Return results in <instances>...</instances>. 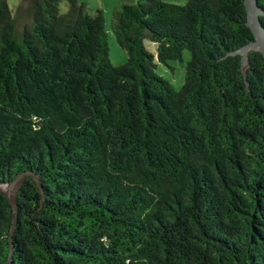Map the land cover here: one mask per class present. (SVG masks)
Returning a JSON list of instances; mask_svg holds the SVG:
<instances>
[{"label": "trees", "instance_id": "trees-1", "mask_svg": "<svg viewBox=\"0 0 264 264\" xmlns=\"http://www.w3.org/2000/svg\"><path fill=\"white\" fill-rule=\"evenodd\" d=\"M247 21L244 0L123 4L116 66L101 10L0 0V264L15 210L10 264H264V57L234 54ZM185 50L176 91L156 69Z\"/></svg>", "mask_w": 264, "mask_h": 264}, {"label": "rangeland", "instance_id": "rangeland-1", "mask_svg": "<svg viewBox=\"0 0 264 264\" xmlns=\"http://www.w3.org/2000/svg\"><path fill=\"white\" fill-rule=\"evenodd\" d=\"M85 3L88 12L95 15L98 10L103 12L106 22V30L108 32L109 46H110V59L114 65H122L127 62L128 54L118 43L117 38L112 30V21L115 8L123 4H136L138 0H79ZM165 2L184 5L187 0H163ZM8 5L14 14L16 7L19 5L20 0H7ZM61 9L65 12L68 9L67 3H62ZM20 33H22V26H20ZM147 48L154 54L157 52V45L146 40ZM191 59V53L188 50L184 51L183 61H169L167 65L158 64L156 69L157 73L168 80L176 91L181 90L185 83V75L187 64ZM18 187V184L2 186V190L12 197Z\"/></svg>", "mask_w": 264, "mask_h": 264}, {"label": "water", "instance_id": "water-1", "mask_svg": "<svg viewBox=\"0 0 264 264\" xmlns=\"http://www.w3.org/2000/svg\"><path fill=\"white\" fill-rule=\"evenodd\" d=\"M244 3L246 6L247 16H248L247 25L251 28L252 32L254 33L255 40L249 43L248 45L244 46L238 52L234 53L242 56L243 67H245L248 64V60H249L248 54L251 51H258L264 57V26L260 19L262 16H264V10H262V8L259 7L257 0H244ZM7 197L10 199L8 195ZM16 220H17V211L15 210L14 226L12 228L11 236H10L11 253L7 264H10L14 255V243H13L12 235L15 230Z\"/></svg>", "mask_w": 264, "mask_h": 264}]
</instances>
